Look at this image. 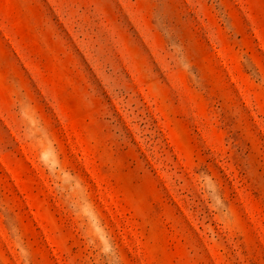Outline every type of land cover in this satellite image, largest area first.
Returning a JSON list of instances; mask_svg holds the SVG:
<instances>
[{
  "label": "rangeland",
  "instance_id": "374dc122",
  "mask_svg": "<svg viewBox=\"0 0 264 264\" xmlns=\"http://www.w3.org/2000/svg\"><path fill=\"white\" fill-rule=\"evenodd\" d=\"M0 264H264V0H0Z\"/></svg>",
  "mask_w": 264,
  "mask_h": 264
}]
</instances>
